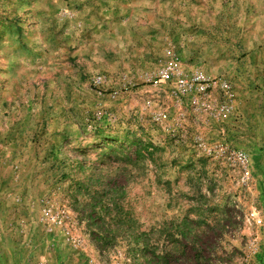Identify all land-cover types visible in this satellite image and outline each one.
I'll list each match as a JSON object with an SVG mask.
<instances>
[{
    "label": "rangeland",
    "instance_id": "374dc122",
    "mask_svg": "<svg viewBox=\"0 0 264 264\" xmlns=\"http://www.w3.org/2000/svg\"><path fill=\"white\" fill-rule=\"evenodd\" d=\"M0 264H264V0H0Z\"/></svg>",
    "mask_w": 264,
    "mask_h": 264
},
{
    "label": "built area",
    "instance_id": "2783aa9c",
    "mask_svg": "<svg viewBox=\"0 0 264 264\" xmlns=\"http://www.w3.org/2000/svg\"><path fill=\"white\" fill-rule=\"evenodd\" d=\"M95 82H102V76H97L95 78ZM158 83L172 84V87L175 88L176 93L183 95L193 92H197L199 94L201 91H205L212 85H220L226 95V100L220 104L219 113L222 116H229L233 110V103L231 101L234 97V93L232 91V85L228 80L208 78L201 71H196L192 75H188L179 67L174 57L166 62V65L158 75ZM198 99L199 97L197 95L193 97L194 102H196ZM167 117L168 113L164 112L158 114L157 119H163ZM239 156L244 162L249 161L248 155L245 152L241 151ZM258 221L260 222L261 219Z\"/></svg>",
    "mask_w": 264,
    "mask_h": 264
}]
</instances>
